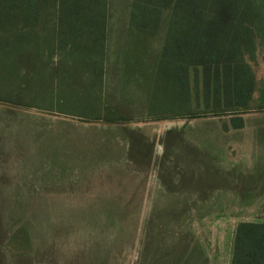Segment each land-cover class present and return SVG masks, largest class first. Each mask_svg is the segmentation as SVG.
Wrapping results in <instances>:
<instances>
[{
	"label": "rangeland",
	"instance_id": "374dc122",
	"mask_svg": "<svg viewBox=\"0 0 264 264\" xmlns=\"http://www.w3.org/2000/svg\"><path fill=\"white\" fill-rule=\"evenodd\" d=\"M130 2H109L107 84L73 73L85 105L53 106L51 86L24 87L23 71L0 64V264H231L238 224L264 221V18L245 57L250 102L204 107L203 68L191 66L189 112L201 116L188 117L147 104L142 78L121 81ZM47 58L48 71L61 53ZM102 107L120 120L96 118Z\"/></svg>",
	"mask_w": 264,
	"mask_h": 264
},
{
	"label": "trees",
	"instance_id": "16d2710c",
	"mask_svg": "<svg viewBox=\"0 0 264 264\" xmlns=\"http://www.w3.org/2000/svg\"><path fill=\"white\" fill-rule=\"evenodd\" d=\"M109 2L0 0V64L6 67L8 63L17 73L23 71L19 83L24 87L43 92L51 86L53 106L66 110L82 101L80 96L93 101L91 92L74 83L73 73L77 67L84 70L82 81L87 86L107 84ZM130 11L121 81L123 77L142 78L149 90L147 104L180 109L175 115L201 116L189 112L191 66L203 68L204 107L210 108L213 97V108H226L224 100L234 93L242 96L245 92L250 102L256 81L245 57L254 50L252 23L264 18L262 0H131ZM161 15L166 31L160 35ZM155 40L159 43L156 57L149 58ZM57 51L61 58L47 71V56ZM147 65L152 69L144 73ZM155 88L163 90L159 93ZM38 95L28 94L25 99L31 104ZM227 106L232 107V101ZM239 108L224 112L240 113ZM117 112L102 107L96 118H103L104 113L106 121L115 122L120 120ZM231 264H264V221L238 224Z\"/></svg>",
	"mask_w": 264,
	"mask_h": 264
},
{
	"label": "crops",
	"instance_id": "0c3cea01",
	"mask_svg": "<svg viewBox=\"0 0 264 264\" xmlns=\"http://www.w3.org/2000/svg\"><path fill=\"white\" fill-rule=\"evenodd\" d=\"M129 15H130V13H129ZM130 22V18H129V21H128V23Z\"/></svg>",
	"mask_w": 264,
	"mask_h": 264
}]
</instances>
